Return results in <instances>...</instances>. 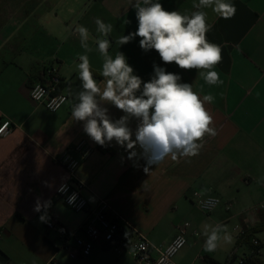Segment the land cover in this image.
I'll list each match as a JSON object with an SVG mask.
<instances>
[{"label":"crops","instance_id":"0c3cea01","mask_svg":"<svg viewBox=\"0 0 264 264\" xmlns=\"http://www.w3.org/2000/svg\"><path fill=\"white\" fill-rule=\"evenodd\" d=\"M232 2L237 11L231 19L205 9L208 23L213 25L207 39L219 44L223 55L215 70L224 83L209 86L197 70L165 65L155 50L142 51L139 37L119 47L116 40L137 28L131 8L134 0H0V122H12L11 134L0 138V264H139L104 240L94 244L90 256L71 259L65 242L39 222L41 213L33 211L38 196L51 198L50 217L72 232L80 230L88 212L69 209L57 197L56 188L67 175L58 158L82 140L96 149L78 171L90 209L96 208L100 199L106 200L113 210L111 216L124 217L161 247L168 246L179 227L189 223L187 245L176 256V264H226L232 254L238 256L239 249L250 255L254 238L261 246L253 258L264 264V210L258 208L264 204V0ZM161 3L166 10L190 14L198 0ZM97 17L113 25L107 37L112 41L109 53L123 52L144 81L150 79L155 63L180 74L201 97H215L205 107L213 115L217 135L205 136L199 155L178 161L168 158L146 174L142 167H133L132 161H122L121 156L127 154L114 142L107 148L94 144L84 134L82 122L71 118L73 94L80 86L73 60L84 53L74 28L84 25L97 37ZM126 18L130 24L125 25ZM88 43L93 49L88 53L92 71L103 87L99 74L102 57L94 39ZM47 65L59 70L61 90L69 96L56 113L30 98L32 86ZM110 111L114 118L122 115L115 108ZM42 181L54 187L49 189ZM193 192L217 197L222 203L206 216L195 205ZM217 223L228 224L233 231L241 226L251 237L237 250L241 238L235 234L231 243L206 252L205 237L193 232H201L204 224Z\"/></svg>","mask_w":264,"mask_h":264},{"label":"clouds","instance_id":"9594fccd","mask_svg":"<svg viewBox=\"0 0 264 264\" xmlns=\"http://www.w3.org/2000/svg\"><path fill=\"white\" fill-rule=\"evenodd\" d=\"M131 8L135 11L137 28L116 40L119 47L139 37L141 50L145 53L155 50L163 64L174 63L185 71L197 70L207 85H223L220 73L215 70L223 60L222 47L207 39L213 25L208 23L205 9H211L219 18L231 19L237 11L232 0H198L193 4L196 10L190 14L166 10L161 0H134ZM123 22L125 25L131 23L127 18ZM95 25L99 35L94 38L86 26L77 24L74 28L84 53L77 54L73 60L80 86L73 94L71 118L82 122L84 134L94 144L107 148L114 142L127 154L121 156V160L132 161L133 167H142L146 174L168 158L178 161L199 155L205 136L217 135L213 115L205 107L213 103L215 97L211 94L201 97L194 91L192 83L182 81L180 74L155 63L150 79L144 81L123 52L118 51L114 56L109 53L112 41L107 37L112 33L113 25L99 17L95 19ZM89 39H94L96 51L102 57L99 74L103 78V87L92 71L88 53L93 49ZM33 95L39 99L35 92ZM111 108L122 115L114 118ZM7 127V124L0 127V133ZM68 179V175L61 177L56 188L58 193L67 195ZM42 184L49 189L54 187L49 181H42ZM77 199L78 193L72 192L67 195V204L74 206ZM94 199L89 197L90 202ZM52 204L51 198L45 200L38 196L35 199L33 211L41 213L39 222H50ZM59 208L64 210L63 202ZM195 235L205 237L203 247L206 252H214L222 243L232 242L227 226L220 223L204 224L202 231Z\"/></svg>","mask_w":264,"mask_h":264},{"label":"built area","instance_id":"2783aa9c","mask_svg":"<svg viewBox=\"0 0 264 264\" xmlns=\"http://www.w3.org/2000/svg\"><path fill=\"white\" fill-rule=\"evenodd\" d=\"M62 84L63 80L59 70L47 65L41 72V79L32 86L30 98L35 104L45 107L51 113H56L69 100V96L61 90ZM34 92L39 95V99L34 97ZM5 124L8 127L3 133H0V138H6L12 132V122L4 119L0 122V127ZM95 150L93 146L82 140L67 149L57 160V163L65 169L70 177L67 180V195L76 192L78 193V199L74 206H69L67 195L57 192V197L76 213L88 212L87 219L79 231L72 232L51 217L50 222L46 223L47 229L55 232L65 242V250L71 259L90 256L94 244L99 240H104L118 252L131 255L139 264H176V256L187 245L189 223H184L179 227L178 235L168 246L161 247L152 244L144 235L133 228L124 217L111 216L113 210L106 200L100 199L96 208H89V203L83 194L84 185L78 179V171L81 164L88 160ZM192 197L195 205L207 214L212 213L222 203L221 199L217 197H203L197 192H193ZM230 208L231 205H228V209ZM258 208L264 210V204L258 205ZM234 231L238 238L247 235L246 230L241 226H236ZM196 232L194 231L193 235ZM251 241L253 250L250 255L233 256L226 264H251L250 260L257 255L258 248L261 246L260 240L254 238Z\"/></svg>","mask_w":264,"mask_h":264},{"label":"trees","instance_id":"16d2710c","mask_svg":"<svg viewBox=\"0 0 264 264\" xmlns=\"http://www.w3.org/2000/svg\"><path fill=\"white\" fill-rule=\"evenodd\" d=\"M251 237V233L247 234L245 237L241 238V240H239V242H237V247L235 248V250H237V248L242 244L244 243V241H247L249 238ZM252 243V241H251ZM253 247V245H252ZM235 254H232L231 257H233ZM251 264H257L256 260L254 258H252L250 260Z\"/></svg>","mask_w":264,"mask_h":264},{"label":"rangeland","instance_id":"374dc122","mask_svg":"<svg viewBox=\"0 0 264 264\" xmlns=\"http://www.w3.org/2000/svg\"><path fill=\"white\" fill-rule=\"evenodd\" d=\"M221 209V208H220ZM206 215V214H205ZM206 216H209V214H207ZM210 216H211V214H210ZM224 225H226V226H228V224H224ZM228 228V231H229V233L231 234V236H233V238L235 237V233H234V231H233V229L232 228H229V227H227ZM236 239V238H235ZM236 242V241H235ZM238 256L240 257V256H243V252H242V250H238Z\"/></svg>","mask_w":264,"mask_h":264}]
</instances>
